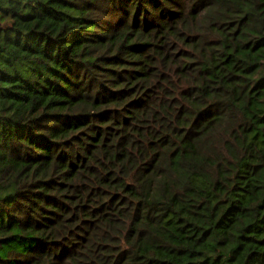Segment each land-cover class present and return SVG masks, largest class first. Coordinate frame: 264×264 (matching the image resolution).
Returning a JSON list of instances; mask_svg holds the SVG:
<instances>
[{
	"label": "trees",
	"instance_id": "16d2710c",
	"mask_svg": "<svg viewBox=\"0 0 264 264\" xmlns=\"http://www.w3.org/2000/svg\"><path fill=\"white\" fill-rule=\"evenodd\" d=\"M0 264H264V0H0Z\"/></svg>",
	"mask_w": 264,
	"mask_h": 264
}]
</instances>
